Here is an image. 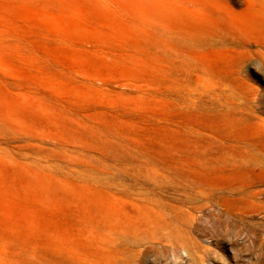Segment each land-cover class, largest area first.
I'll use <instances>...</instances> for the list:
<instances>
[{
  "label": "rangeland",
  "instance_id": "rangeland-1",
  "mask_svg": "<svg viewBox=\"0 0 264 264\" xmlns=\"http://www.w3.org/2000/svg\"><path fill=\"white\" fill-rule=\"evenodd\" d=\"M0 264H264V0H0Z\"/></svg>",
  "mask_w": 264,
  "mask_h": 264
},
{
  "label": "bare ground",
  "instance_id": "bare-ground-1",
  "mask_svg": "<svg viewBox=\"0 0 264 264\" xmlns=\"http://www.w3.org/2000/svg\"><path fill=\"white\" fill-rule=\"evenodd\" d=\"M260 1V0H259Z\"/></svg>",
  "mask_w": 264,
  "mask_h": 264
}]
</instances>
